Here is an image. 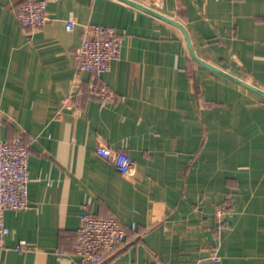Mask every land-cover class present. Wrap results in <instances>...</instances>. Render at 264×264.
Masks as SVG:
<instances>
[{
  "label": "crops",
  "instance_id": "crops-1",
  "mask_svg": "<svg viewBox=\"0 0 264 264\" xmlns=\"http://www.w3.org/2000/svg\"><path fill=\"white\" fill-rule=\"evenodd\" d=\"M27 1L0 0V136H34L29 206L3 211L0 264H76L86 204L126 230L102 264H264V0H45L32 30L16 18ZM86 23L121 38L97 76L76 70Z\"/></svg>",
  "mask_w": 264,
  "mask_h": 264
},
{
  "label": "built area",
  "instance_id": "built-area-1",
  "mask_svg": "<svg viewBox=\"0 0 264 264\" xmlns=\"http://www.w3.org/2000/svg\"><path fill=\"white\" fill-rule=\"evenodd\" d=\"M16 18L22 28L36 29L48 19L45 0H29L19 6ZM74 19L65 22V29L72 30ZM121 38L115 28L109 25L86 23L83 26L82 38L76 50V70L89 72L97 76L110 67L112 61L121 54ZM88 91L92 96L115 102L117 94L96 80L89 82ZM1 124V120H0ZM34 136L24 137L21 133L11 138L0 136V243L8 229L1 221L4 210H20L29 206L28 200V151ZM95 152L106 162L115 167L121 174L132 172L131 156L122 150L98 143ZM51 184V180L47 181ZM224 207L218 208L216 215L221 218ZM79 225L74 233V253L76 264H102L110 257L113 250L123 240L126 230L115 216L98 217L84 205L79 214ZM131 228L134 224H131ZM16 249H25L24 240L18 242ZM217 261L218 257L213 256ZM142 264H163L159 261Z\"/></svg>",
  "mask_w": 264,
  "mask_h": 264
},
{
  "label": "water",
  "instance_id": "water-1",
  "mask_svg": "<svg viewBox=\"0 0 264 264\" xmlns=\"http://www.w3.org/2000/svg\"><path fill=\"white\" fill-rule=\"evenodd\" d=\"M185 34H186V32H185ZM186 37H187V41H188V43L190 44V41H189V38H188L187 34H186ZM200 61H201L204 65H206V66L212 68L213 70H218V68H216L215 66H213V65H211V64H209V63H207L206 61H202V60H200ZM239 81L242 82L243 84L247 85V86H250V87L254 88L252 85L246 84L245 82H243V81H241V80H239Z\"/></svg>",
  "mask_w": 264,
  "mask_h": 264
}]
</instances>
